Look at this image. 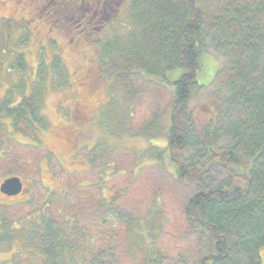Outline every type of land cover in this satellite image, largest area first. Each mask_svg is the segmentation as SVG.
Here are the masks:
<instances>
[{
	"label": "rangeland",
	"instance_id": "1",
	"mask_svg": "<svg viewBox=\"0 0 264 264\" xmlns=\"http://www.w3.org/2000/svg\"><path fill=\"white\" fill-rule=\"evenodd\" d=\"M50 1L0 0V100L7 90L16 100L27 93L36 67L48 66L55 55L61 59L69 81V88L56 90L51 86V72L48 74L42 109L47 129L40 132L44 151H31L26 147L29 140L15 135L9 120L0 118V184L8 176H16L24 189L16 198L0 194V264H80L84 244L77 233L71 232L62 241L63 248L50 255L42 231L48 227L64 229L61 221L56 225L60 217L80 234L87 233L105 213L111 218L108 226L116 223L120 228L118 221L123 220L137 232L143 227L153 229L155 237L166 224L158 248L168 256L164 264H181L183 240L196 254L209 246L201 234L182 233L186 223L181 208L195 191L225 187L229 173L214 166L200 181H176L165 152L171 87L139 75L123 84L104 73L109 54L121 50L135 29L129 17L130 0H114L116 10L103 24L88 11L84 22H88L89 30L78 25L82 22L79 15L93 0H69L60 13L57 7L58 14L48 17L45 12L52 6ZM66 23L71 25L66 27ZM17 57L23 59L22 71L14 65ZM225 63L221 54L209 48L201 58L197 74L201 88L188 107L197 129L206 126L216 113L211 99L218 90L213 81ZM180 73H168L167 82ZM65 139H69L67 144ZM230 144L221 132L216 148ZM29 155H33L28 162L31 172L25 163ZM202 155L200 147L189 146L184 151L190 160ZM101 165L106 167L105 184L94 174ZM89 167L92 174L80 173ZM84 178L92 183L87 188L77 185L83 184ZM102 186L106 188V208L100 206ZM170 257L176 262L171 263ZM259 257L264 264V246Z\"/></svg>",
	"mask_w": 264,
	"mask_h": 264
},
{
	"label": "trees",
	"instance_id": "2",
	"mask_svg": "<svg viewBox=\"0 0 264 264\" xmlns=\"http://www.w3.org/2000/svg\"><path fill=\"white\" fill-rule=\"evenodd\" d=\"M129 17L135 29L121 50L109 54L104 73L123 84L139 75L171 87L165 152L176 181H200L214 166L225 168L230 177L223 188L195 191L181 208L186 223L182 233L201 234L209 243L197 252L199 256L183 240L181 264H260L259 251L264 246V0H130ZM208 48L221 54L226 63L213 81L218 90L211 99L216 113L197 129L188 107L201 88L197 74ZM14 65L19 71L25 68L21 57ZM176 70L180 75L167 82L166 75ZM49 72L53 89L69 88L65 68L55 55L48 66L36 67L27 93L16 100L7 90L0 100V118L9 120L15 135L29 140L26 147L31 151H44L40 132L47 129L42 109ZM221 132L231 144L218 149ZM189 146L200 147L203 155L186 159L184 151ZM32 157L25 161L30 172ZM10 177L16 176L5 179ZM110 219L97 222L87 233L74 230L84 244L80 264H164L168 256L162 255L158 242L166 224L155 237L153 229L143 227L137 232L123 220L118 221L120 228L116 223L108 226ZM59 221L64 229L42 231L50 255L71 234L66 230L72 224L59 217L58 226ZM186 248L190 250L185 252ZM170 262L176 261L170 257Z\"/></svg>",
	"mask_w": 264,
	"mask_h": 264
},
{
	"label": "flooded vegetation",
	"instance_id": "3",
	"mask_svg": "<svg viewBox=\"0 0 264 264\" xmlns=\"http://www.w3.org/2000/svg\"><path fill=\"white\" fill-rule=\"evenodd\" d=\"M69 0H51L49 2V4H51L52 6H50V9H48L47 12H45L47 14V16L51 17L53 15H57V10L56 8L58 7L59 9V13L60 11L67 7V3H68ZM116 2H114V0H93V4L92 5H87V8H85V10L83 12L80 13L79 15V19L82 21V22H79L78 25H83L86 29L89 30V27H88V22H84L85 19H86V13L88 11H91L93 12V15L94 17L97 19L98 23L99 24H103V22H105L113 13L114 11L116 10ZM44 9V8H43ZM43 9H41V12L43 11ZM74 12H77V4H76V8L74 10ZM73 12V13H74ZM62 14V13H61ZM41 17V16H40ZM60 25H63L60 24ZM68 25H71V23H66V27ZM101 27H103L101 25ZM76 114H78V109H76ZM76 118H78V116H76ZM81 129V126L78 127V131ZM68 140L69 139H65V143L67 144L68 143ZM96 149V146L94 147ZM76 150V148H75ZM90 152V151H89ZM103 152L104 150L101 149V155H103ZM87 163V162H86ZM89 165V164H88ZM105 166L104 165H101L99 168H97L96 170H94V174L100 179L101 181V184H105L107 183V179L106 178V172H105ZM91 168H87L86 170H83L82 172L80 173H91L92 174V170H90ZM98 172H100V174H98ZM77 173V172H76ZM89 182V183H88ZM92 183L90 181H88L86 178H84L83 180V184H77L79 187H83V188H87L89 187L88 185H91ZM23 187V185H22ZM106 189L105 187H101L99 188V191L101 192L100 193V206H104L106 208V206L108 205V202H107V199L104 197L103 195V190ZM24 191V189H23ZM23 193V192H22ZM105 215V216H104ZM104 215H102V217H99V220L98 222H103V221H107L108 219V213H105ZM66 220V219H64ZM72 225L69 226L68 230H66V232H74V230H76L75 228L71 227Z\"/></svg>",
	"mask_w": 264,
	"mask_h": 264
},
{
	"label": "water",
	"instance_id": "4",
	"mask_svg": "<svg viewBox=\"0 0 264 264\" xmlns=\"http://www.w3.org/2000/svg\"><path fill=\"white\" fill-rule=\"evenodd\" d=\"M22 192V182L18 177H10L0 184V194L6 198H16Z\"/></svg>",
	"mask_w": 264,
	"mask_h": 264
},
{
	"label": "bare ground",
	"instance_id": "5",
	"mask_svg": "<svg viewBox=\"0 0 264 264\" xmlns=\"http://www.w3.org/2000/svg\"><path fill=\"white\" fill-rule=\"evenodd\" d=\"M233 96V95H232ZM249 118V117H248ZM245 131V130H244Z\"/></svg>",
	"mask_w": 264,
	"mask_h": 264
}]
</instances>
